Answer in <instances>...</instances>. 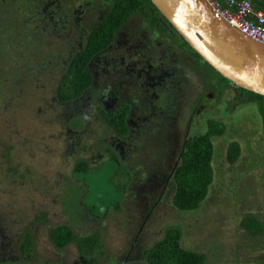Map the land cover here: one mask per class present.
Masks as SVG:
<instances>
[{
    "label": "rangeland",
    "instance_id": "rangeland-1",
    "mask_svg": "<svg viewBox=\"0 0 264 264\" xmlns=\"http://www.w3.org/2000/svg\"><path fill=\"white\" fill-rule=\"evenodd\" d=\"M54 1L74 10L86 8L90 0ZM44 2L0 0V262L84 264L75 245L58 250L50 239L51 229L68 226L77 236L100 234L104 257L99 264H141L142 251L170 227L180 229V247L203 254L206 264H264V230L252 237L241 225L246 217L264 225V121L257 107L234 103L238 90L206 93L185 138L205 134L211 121L223 125L222 133L212 137L214 177L196 211H178L172 200L180 149L168 133L188 92H196L181 79L152 82L175 71L171 59L180 66L187 59L170 51L164 58L165 45L158 46L155 32L144 28L139 34L148 33L149 39L131 40L139 26L133 20L91 65L99 93L85 95L79 104L82 117L71 120L61 116L55 89L85 38L73 22L55 28L39 13ZM209 78L221 90L230 87L218 75ZM117 92L116 101L131 106L132 134L122 140L90 109L93 101L111 106L108 95ZM162 94L167 96L161 108L151 115L150 99ZM233 143L238 155L231 163L227 155ZM79 162L87 173L77 176L73 170ZM26 234L32 242L30 260L18 250Z\"/></svg>",
    "mask_w": 264,
    "mask_h": 264
},
{
    "label": "trees",
    "instance_id": "trees-1",
    "mask_svg": "<svg viewBox=\"0 0 264 264\" xmlns=\"http://www.w3.org/2000/svg\"><path fill=\"white\" fill-rule=\"evenodd\" d=\"M105 4V9L101 5L97 9L92 6L87 11L88 17L84 19V23L88 25V28L85 27L83 31L86 40L75 46L76 51L71 53L65 63V71L55 89L54 100L56 103H73L94 91L93 76L90 71L91 63L97 55L102 54V51L112 43L126 22L134 16L143 23V27L148 32H157L161 37H170L175 42L173 43L175 49L181 53L186 51L196 59H201L150 0H110ZM254 5L258 8L256 4ZM94 10L97 13H94ZM176 41L180 43L179 47ZM205 65L211 69L207 64ZM217 75L220 79L227 81L219 74ZM237 90L241 93L239 96H235L234 103L254 104L264 121V98L238 87ZM99 110L103 125L117 134V140H120L121 137L124 138L129 133L125 123L127 105H118L110 112ZM75 118L73 116L71 120ZM222 131L221 123L211 121L208 123V131L205 134L191 137L183 143L182 141L179 143V146L182 145L179 157L181 163L173 169L176 191L172 200L173 206L178 211H196L206 199L214 177L212 137L220 135ZM113 153L112 160L118 162L115 152ZM237 155L238 145L233 143L228 150V161L234 163ZM83 164V162L77 163L73 170L74 175L79 176L87 173V166ZM88 211L90 214L92 213L91 210ZM95 218L101 219L100 217ZM241 225L252 237L262 234L264 230V225L254 217L244 218ZM181 235V231L177 227L166 229L161 240L154 243L151 248L142 251L141 264H206L207 261L203 254L180 247ZM50 239L58 250H62L70 244L75 245L84 264H99L104 257L101 236L98 233L92 232L88 236L81 237L77 236L70 227L59 226L51 229ZM18 250L24 259H31L32 242L28 234L23 237ZM0 264L2 263L0 262Z\"/></svg>",
    "mask_w": 264,
    "mask_h": 264
},
{
    "label": "water",
    "instance_id": "water-1",
    "mask_svg": "<svg viewBox=\"0 0 264 264\" xmlns=\"http://www.w3.org/2000/svg\"><path fill=\"white\" fill-rule=\"evenodd\" d=\"M214 72L264 98V46L230 27L205 0H150Z\"/></svg>",
    "mask_w": 264,
    "mask_h": 264
},
{
    "label": "flooded vegetation",
    "instance_id": "flooded-vegetation-1",
    "mask_svg": "<svg viewBox=\"0 0 264 264\" xmlns=\"http://www.w3.org/2000/svg\"><path fill=\"white\" fill-rule=\"evenodd\" d=\"M47 2H49V1L45 0V2H44L45 7H43L42 11H39V13L41 12L43 14V17H46L52 24H55V26H54L55 28L58 27L57 25L64 27L65 25L66 26L69 25L70 22H73L77 26L81 27L82 31H84L85 27L88 28V25H86L84 23L85 22L84 19L86 17H88V15H87L88 9L92 6L97 5L96 0H90L87 3V7L84 9H74L73 10L74 7H73V5H71L69 8L65 7V8H68L67 10H65L62 7L60 8L59 4L54 0L50 1L48 4H47ZM101 2L104 4V5L102 4V6H104L103 8L105 9V7H106L105 3L110 2V0H101ZM98 6H101V5H97L96 7H98ZM94 13H97V11L94 10ZM54 14L57 16L56 18H54ZM133 20H135V21L137 20L139 23V26H138L137 31H136V36L135 37L133 36L134 38L131 40L135 39L136 42H138V40L149 39L148 33H150V32H148L143 27V23L136 16L130 18L128 20V22H126V24L117 33V35L121 31H124L125 29H127L129 27V25L131 24V22L135 23V21H133ZM140 28L141 29L144 28L143 30H146L148 32V33L146 32L148 37H143V35H144L143 31L141 34H139V32L141 30ZM152 33H154V32H152ZM155 34L157 35V36H155L157 38V40L155 39L156 44L158 46L161 44L165 45L164 50H162L160 52L164 55L163 56L164 58L167 57V55L169 56L168 51H170L171 55H175V53H180L181 56H183L185 59H187V61H185L183 63V65L181 64L182 66H180L178 61L174 60V62H173L171 59L170 64H173L175 71L172 73H167V70H166L167 75L162 77V79H155L153 77L152 83H155L158 80L159 82H162V83L166 82V84H168L169 81L172 82V81H178L181 79L185 85L189 86L190 91L192 90V91L196 92L195 94H191L190 92H188L190 94V96H188L189 98H187L188 101H186L184 105L181 104L182 109L180 108V111L178 112V114H179L178 118H175V120L172 121L173 123L170 124L171 133L170 132L168 133L169 137L176 142L178 141L180 143L182 141V143H183L184 141L189 139V138H185L186 131L188 128V122H190L191 117H194V111L196 110L197 105L204 103L206 93L211 92V90L213 89L218 94V96H220V95L225 94V91H228V90L235 93L237 91V87L228 81L230 87L228 86L223 90L217 88L216 82L214 80L212 81L209 78L210 76H213V74L217 75V73L214 72L209 65L208 66L211 68L210 69L211 71H209V70L206 71L205 70V66H206L205 64L206 63L203 62L202 59L195 60L196 58L193 55L186 53V51H185V53H181L179 50L174 48L173 43L172 44L169 43V38H167V36L161 37L157 32H155ZM82 35L85 38V39H82L84 42L86 40V36H85L84 32L82 33ZM117 35L115 36V38L117 37ZM115 38L113 39L112 43L105 50L102 51V54L96 56V59L93 60L91 65L95 64L96 62H100L99 59H102L104 57L103 56L104 52L112 46L113 42L115 41ZM160 39H162L163 41L165 40L166 43L160 42ZM79 43H78V45H79ZM164 58H162V59L164 61H166V59H164ZM91 65H90V67H91ZM177 65H179V66H177ZM90 71H91V69H90ZM92 86L94 88V91H93L94 93L92 92L91 94H93L94 96L98 95L99 89L94 87L93 80H92ZM219 91H221V92H219ZM166 94H167V89H166ZM166 94H162L163 95L162 97L160 96L158 98L150 99L151 105H152L151 106L152 107V114L151 115H154L155 111L157 112V110H159L161 108V103L164 100L165 96H167ZM108 96L110 97V100H111V106H109V107H106L104 104L101 103V101L100 102L93 101V103H95V104H93L92 107H90V109H91L92 113L94 114V118L96 119L97 122L99 121V122H101L100 124L103 125V120L100 117V114H99L100 110L99 109L103 110L104 112H110V111L114 110L118 105H127L128 111L126 112L125 123H126L128 131H129V133L126 136L129 137L132 134L131 128L128 124L129 116H130V109H131L130 104L124 103L122 101L117 102L116 100L119 98L118 92H117V94L114 93L113 95L111 94ZM83 97L84 96H82L80 98V100L74 101L73 103H56L55 100H54V102H55V104L60 106V108L62 109L61 110V112H62L61 116L67 115L68 118H71L73 116L76 118H80L83 115V111H82V107H80L79 104H80V101L82 100ZM63 108H65V110H66L65 113H64ZM163 109H165V106H163ZM73 125H75V124H73ZM191 126H192V124L190 125V127ZM113 133L115 134V136H117V134L115 132H113ZM179 145H178V148L180 149V153H181V148H182L181 146L182 145L181 146H179Z\"/></svg>",
    "mask_w": 264,
    "mask_h": 264
},
{
    "label": "built area",
    "instance_id": "built-area-1",
    "mask_svg": "<svg viewBox=\"0 0 264 264\" xmlns=\"http://www.w3.org/2000/svg\"><path fill=\"white\" fill-rule=\"evenodd\" d=\"M230 27L264 46V12L251 0H205Z\"/></svg>",
    "mask_w": 264,
    "mask_h": 264
},
{
    "label": "crops",
    "instance_id": "crops-1",
    "mask_svg": "<svg viewBox=\"0 0 264 264\" xmlns=\"http://www.w3.org/2000/svg\"><path fill=\"white\" fill-rule=\"evenodd\" d=\"M252 3L258 6V9L264 12V0H251Z\"/></svg>",
    "mask_w": 264,
    "mask_h": 264
}]
</instances>
